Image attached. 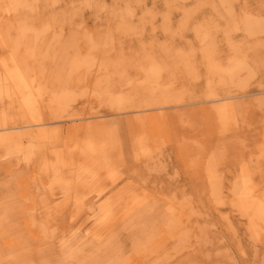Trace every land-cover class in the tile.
<instances>
[{
  "label": "rangeland",
  "instance_id": "obj_1",
  "mask_svg": "<svg viewBox=\"0 0 264 264\" xmlns=\"http://www.w3.org/2000/svg\"><path fill=\"white\" fill-rule=\"evenodd\" d=\"M0 264H264V0H0Z\"/></svg>",
  "mask_w": 264,
  "mask_h": 264
},
{
  "label": "bare ground",
  "instance_id": "obj_2",
  "mask_svg": "<svg viewBox=\"0 0 264 264\" xmlns=\"http://www.w3.org/2000/svg\"><path fill=\"white\" fill-rule=\"evenodd\" d=\"M235 64V63H234ZM241 66L238 64V62H237V65L236 66H234L231 70H229V71H231L230 73L231 74H235L236 73V71L240 68ZM54 101H56V102H60V99L59 98H55V100Z\"/></svg>",
  "mask_w": 264,
  "mask_h": 264
}]
</instances>
